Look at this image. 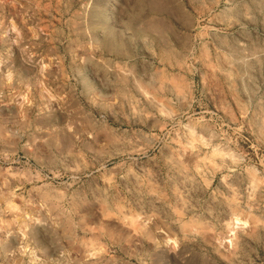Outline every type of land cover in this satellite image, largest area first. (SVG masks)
I'll use <instances>...</instances> for the list:
<instances>
[{
	"label": "rangeland",
	"instance_id": "obj_1",
	"mask_svg": "<svg viewBox=\"0 0 264 264\" xmlns=\"http://www.w3.org/2000/svg\"><path fill=\"white\" fill-rule=\"evenodd\" d=\"M0 264H264V0H0Z\"/></svg>",
	"mask_w": 264,
	"mask_h": 264
},
{
	"label": "bare ground",
	"instance_id": "obj_2",
	"mask_svg": "<svg viewBox=\"0 0 264 264\" xmlns=\"http://www.w3.org/2000/svg\"><path fill=\"white\" fill-rule=\"evenodd\" d=\"M139 127L142 131L147 132V133H151L156 130L155 125L153 124L151 119L146 120L145 122L140 124ZM106 143L108 146H110L111 150L112 149L114 150V154L110 155L111 158H116V157L118 158L119 156H123V155H128V156L136 155L137 156V154L140 152L139 149L136 150L133 147L127 146L124 143V141L110 139V140H107Z\"/></svg>",
	"mask_w": 264,
	"mask_h": 264
}]
</instances>
